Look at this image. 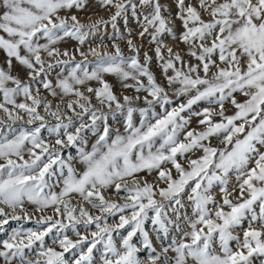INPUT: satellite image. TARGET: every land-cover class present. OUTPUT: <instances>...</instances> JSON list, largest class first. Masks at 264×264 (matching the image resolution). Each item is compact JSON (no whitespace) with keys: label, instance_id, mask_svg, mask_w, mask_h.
<instances>
[{"label":"snow or ice","instance_id":"1","mask_svg":"<svg viewBox=\"0 0 264 264\" xmlns=\"http://www.w3.org/2000/svg\"><path fill=\"white\" fill-rule=\"evenodd\" d=\"M257 262L264 0H0V264Z\"/></svg>","mask_w":264,"mask_h":264},{"label":"rangeland","instance_id":"2","mask_svg":"<svg viewBox=\"0 0 264 264\" xmlns=\"http://www.w3.org/2000/svg\"><path fill=\"white\" fill-rule=\"evenodd\" d=\"M99 15L104 16L105 18H107V14L104 13L103 11H100ZM82 18H83V16H82ZM92 18L95 19L96 17H92ZM133 26H134V25H133ZM107 32H108V34L110 35L111 32H112L111 28H108V29H107ZM73 43H75V42H73ZM98 43H99V39H97V40L95 41V43L93 44V46H95V44H98ZM104 43H105V44H108V45L110 46L111 41L108 39V37H105V39H104ZM77 59H80V57L77 56ZM12 226H15L14 222H12ZM26 226H31V224H28V225H26ZM9 230H10V229H9ZM257 264H258V262H257Z\"/></svg>","mask_w":264,"mask_h":264}]
</instances>
